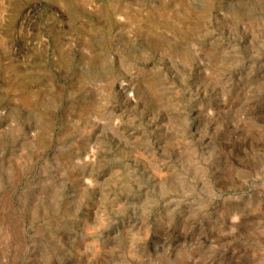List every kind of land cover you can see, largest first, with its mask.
<instances>
[{"label":"rangeland","instance_id":"obj_1","mask_svg":"<svg viewBox=\"0 0 264 264\" xmlns=\"http://www.w3.org/2000/svg\"><path fill=\"white\" fill-rule=\"evenodd\" d=\"M0 264H264V0H0Z\"/></svg>","mask_w":264,"mask_h":264}]
</instances>
